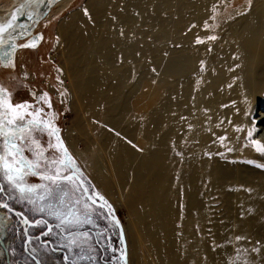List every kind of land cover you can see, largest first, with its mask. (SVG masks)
Masks as SVG:
<instances>
[{
  "label": "rangeland",
  "instance_id": "374dc122",
  "mask_svg": "<svg viewBox=\"0 0 264 264\" xmlns=\"http://www.w3.org/2000/svg\"><path fill=\"white\" fill-rule=\"evenodd\" d=\"M86 1L41 24L40 45L22 49L19 61L0 70L10 103L42 109L40 114L62 135L70 129L82 154L67 150L71 164L90 193L112 207L122 230L133 210L146 230L148 264H264V189L244 183L234 189L233 167L224 176L219 173V155L231 145L236 120L250 106L246 88L264 82V0H96L83 8ZM25 67L30 80L22 77ZM259 102H253L258 112ZM38 138L46 156L64 159L58 141L52 138L48 149V136ZM118 150L137 156L123 170L122 187L113 189L130 210L117 209L84 167L94 160L101 180L111 182L109 159ZM162 152L187 185L185 197L174 202L180 207L176 213L151 203L163 179ZM244 170L240 180L264 172ZM26 182L38 186L36 205L61 219L70 207L83 209L76 184L67 182L52 198L41 200L49 182L32 176ZM139 189L137 197L133 192ZM29 199L23 201L30 209ZM88 212L90 224L69 230L83 226L98 233L101 247L90 235H74L90 253L91 264H104L101 258L120 264L124 250L117 226L102 207Z\"/></svg>",
  "mask_w": 264,
  "mask_h": 264
},
{
  "label": "bare ground",
  "instance_id": "6f19581e",
  "mask_svg": "<svg viewBox=\"0 0 264 264\" xmlns=\"http://www.w3.org/2000/svg\"><path fill=\"white\" fill-rule=\"evenodd\" d=\"M22 1L23 0H4V1L1 0L0 26H3L4 24L7 23L13 10ZM78 1L79 0L58 1L52 7L48 15L40 21L38 27L41 24L44 25L47 22H51L55 16L65 11H68V9H70ZM95 1L96 0H87L83 8L90 6ZM81 9L72 12L71 15L77 14L78 12L81 11ZM60 23L62 24V21ZM58 35L60 37L62 36L61 25L59 26ZM22 42H24V40L20 41L19 44L21 45ZM21 53H23V50L17 52L16 54L17 61H19V59L21 58L22 56ZM22 70H23L22 77L25 80H30L31 79L30 71H28L26 67ZM263 83L260 84L248 83L249 85L247 86L246 89L248 90V95L249 94L250 95L248 96L247 101L250 102V106L244 111L241 118H238L236 120L235 129L233 131V135L230 140L231 145L227 147L224 151H221L219 155V157L223 161L222 162L223 165L221 166L222 169L220 170L219 173L223 175L224 172H227L226 168L233 167L231 174L234 180H236V182L234 183V189L236 190L239 189L240 186H243L241 183H244L245 187L253 190L254 188L264 189V172H259L263 174L258 175L256 177H247L245 178V180H240L242 179L240 174L243 172L242 170L244 169H246V172H250L249 171L250 169L253 170L254 172L264 171V151H257L256 145L253 143V141H259L261 144H264V85L262 86ZM142 97L140 98L142 99ZM256 99L261 100V102H259L258 104V108L260 109V112L255 110L253 105V102L256 101ZM249 132L252 133L251 138L249 137ZM60 137L65 143V146L69 152L75 154V156H79V155L82 156V154H80V152L75 147L74 141L72 139L71 131L69 128L63 135L60 132ZM118 151L119 152L113 158L110 157L109 159V170H110L109 175H111L112 177L111 182L101 180V178L96 173L94 160L85 164L84 167L86 173L93 179V181L100 189L101 193L104 196H106L113 204H115L117 209H119L120 206H124L129 208L130 210L129 207L130 204L128 202L123 201V199L119 195H115L113 189L115 190L116 186L117 189L122 187L121 178L124 173L123 170H126L129 168L130 165L135 164V160L137 156H134V154H129L126 151L124 152L121 150ZM168 158H169L168 153L166 154L165 152H162L160 159L158 161L159 163L158 166L160 167V172L163 175V179L161 180V182H157L158 183L157 187L151 194V199H152L151 203H153L152 205H154L155 208L164 211V213L165 212L176 213L180 211V207L175 206L174 202L178 200L181 201L182 198L185 197L187 185L185 181H183L181 178L180 179L176 178L177 175L175 168L169 165ZM209 176L215 177V173L214 174L211 173V175ZM213 177L209 179L212 180ZM224 183L225 182L222 181V184ZM112 184L114 185V187H112ZM138 186H140V184H138L137 187ZM136 190L133 193L138 197V195L140 194V189L137 191V193ZM155 215L158 216V212L155 213ZM123 229H124L123 231H125L126 240H127L129 264H148L146 258L147 255L145 254V250H144V241H143V234L144 231L146 230L144 229L138 217L133 213V210L132 211L130 210L128 216L125 217V222H123ZM158 252H159V256H161V258L163 259L164 257L163 252L161 250L160 251L158 250Z\"/></svg>",
  "mask_w": 264,
  "mask_h": 264
},
{
  "label": "snow or ice",
  "instance_id": "6c2138e0",
  "mask_svg": "<svg viewBox=\"0 0 264 264\" xmlns=\"http://www.w3.org/2000/svg\"><path fill=\"white\" fill-rule=\"evenodd\" d=\"M13 19H15V16ZM4 30V26H0V34ZM210 39H215V37H210ZM8 97L9 94L0 87V178L9 187L17 191L21 199L29 198L38 187L26 182L28 176H39L41 180L49 182L44 185L45 194L40 197L41 200L52 198V194L57 189L62 191L66 186V182L76 184L72 176L64 174L69 170V165L72 163L67 154V149L63 148L64 159L50 158L45 155L46 149L38 138V135H47L49 138L48 149L53 147L51 140L57 134L58 129L53 126L52 120L48 119L46 121L45 116L40 114L42 109L29 106L27 103L12 105L9 102L6 104L5 100ZM22 109L24 111H21ZM251 136L252 133L249 132V137L251 138ZM253 143L256 145L257 151H264V144L259 141H253ZM60 147L57 146V151H60ZM76 187L82 189V194L85 197L83 209L70 207L62 219L60 214L50 211L51 215L61 219V223L67 227L90 224L92 213L88 212V208L103 207L107 203L103 201V197H99L98 193L89 194L88 189L84 188L82 183L76 184ZM2 190L3 188L0 186V191ZM29 202L32 201L29 200ZM69 204L72 205L73 202L69 201ZM74 204L79 205L80 201L77 200ZM0 207L8 208V205L0 204ZM37 211L44 212L45 209L41 207ZM81 213L83 218H81ZM43 223L47 225L46 221ZM36 226H40L39 222ZM59 226L60 224L56 225V227ZM51 233L52 228L49 227L48 232L44 234L49 235ZM81 235L89 238L88 233H82ZM237 239H240V237H237ZM75 242V239H73L72 243Z\"/></svg>",
  "mask_w": 264,
  "mask_h": 264
},
{
  "label": "flooded vegetation",
  "instance_id": "af4514ba",
  "mask_svg": "<svg viewBox=\"0 0 264 264\" xmlns=\"http://www.w3.org/2000/svg\"><path fill=\"white\" fill-rule=\"evenodd\" d=\"M37 29L34 32L35 34L40 33ZM28 40L29 39L24 40L21 45L18 42V45L23 46ZM22 49L28 50V48H20L18 51ZM17 52L12 55V59L8 60L7 63H2L0 60V70H5L9 68L10 64L16 62ZM11 79L12 78L9 77V80ZM0 87H2L1 84ZM9 102V98L5 100L6 104ZM52 138L58 141L63 150L59 131ZM61 141L63 142V140ZM63 144L65 146L64 142ZM71 173H76L80 176L77 172V168L72 164L69 165V171L65 175H70ZM32 177L41 180L39 176ZM72 177L76 181V184H79L76 177ZM0 186L3 188V190L0 191V204L8 205V208L0 207V264H91L90 253L85 251L84 244L79 243L77 238L82 239L81 234L88 233V235L92 236L95 246L99 245L101 247L99 244L100 239L95 229H84L82 226L69 230L65 224L61 223V220L58 221L55 219L47 209H45L44 212L37 211L38 208L43 206L41 204L36 205V195L33 196L34 191L31 196L35 199L33 200V198L29 197V200L32 201L28 203V205H31L29 209L26 203H24V199L20 198V194L9 187L2 178H0ZM87 188L89 191L88 186ZM89 194H91L90 191ZM84 199L85 197L82 194L83 202ZM104 211L112 220L108 212L105 209ZM45 221L47 225L43 223ZM38 222L40 226H36ZM57 224H60V226L56 227ZM114 224L116 225L115 222ZM49 227L52 228V233L45 235L44 233L48 232ZM74 235H76L77 238H75ZM73 239H75V243H72ZM102 252L104 254V250H102ZM123 254L120 257V264H125L122 259ZM101 262L104 264H116L113 261H109L108 263V261L102 258Z\"/></svg>",
  "mask_w": 264,
  "mask_h": 264
},
{
  "label": "water",
  "instance_id": "95a60500",
  "mask_svg": "<svg viewBox=\"0 0 264 264\" xmlns=\"http://www.w3.org/2000/svg\"><path fill=\"white\" fill-rule=\"evenodd\" d=\"M60 0H23L12 12L9 20L4 24V32L0 34V60L2 63H7L12 59L20 48L34 49L40 45L43 40L41 33L35 34L38 24L44 19L52 7ZM15 16V19L13 17ZM11 26L9 27V24ZM29 39L23 46H19L18 42ZM70 176H75L79 184H83L87 188L84 180L76 173H71ZM88 189V188H87ZM89 192V191H88ZM103 203V202H101ZM107 203L103 208L108 212L112 220L116 223L120 233V239L123 245L124 254L122 259L126 264V245L122 224L116 216L112 207H108Z\"/></svg>",
  "mask_w": 264,
  "mask_h": 264
}]
</instances>
